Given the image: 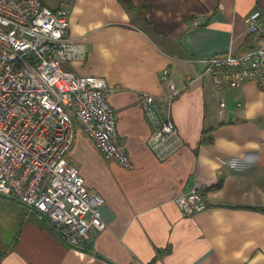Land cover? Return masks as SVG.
<instances>
[{
    "label": "crops",
    "instance_id": "0c3cea01",
    "mask_svg": "<svg viewBox=\"0 0 264 264\" xmlns=\"http://www.w3.org/2000/svg\"><path fill=\"white\" fill-rule=\"evenodd\" d=\"M132 2L138 11L121 0H75L69 15L74 54L65 68L115 90L110 101L133 162L126 170L107 159L77 127L69 160L106 199L107 228L71 247L47 217L0 195V264H264V90L249 83L219 92L206 74L207 59L259 45L245 21L254 11L264 20V0ZM172 85L180 144L161 161L149 147L157 127L141 93L165 101ZM164 103H156L160 114ZM195 182L209 207L188 216L175 199Z\"/></svg>",
    "mask_w": 264,
    "mask_h": 264
},
{
    "label": "built area",
    "instance_id": "2783aa9c",
    "mask_svg": "<svg viewBox=\"0 0 264 264\" xmlns=\"http://www.w3.org/2000/svg\"><path fill=\"white\" fill-rule=\"evenodd\" d=\"M75 0H60L53 9L43 0H0V195L13 197L47 217L69 246L78 247L93 230L107 224L106 199L89 190L81 167L69 160L77 127L109 160L126 170L133 162L120 139L115 90L106 79L80 76L65 68L73 58L70 9ZM259 45L246 53L232 51L206 60V74L220 91L255 83L264 90V20L261 11L246 18ZM201 26L199 19L194 21ZM164 81H168L165 72ZM142 92L147 116L156 125L149 139L155 156L166 161L178 150L180 134L172 102ZM165 102L160 114L156 103ZM222 109L226 103L222 100ZM223 115V110L220 112ZM203 185L195 182L175 202L185 215L208 209Z\"/></svg>",
    "mask_w": 264,
    "mask_h": 264
},
{
    "label": "trees",
    "instance_id": "16d2710c",
    "mask_svg": "<svg viewBox=\"0 0 264 264\" xmlns=\"http://www.w3.org/2000/svg\"><path fill=\"white\" fill-rule=\"evenodd\" d=\"M121 2L130 10L138 11V8L133 5L132 0H121ZM145 8V7H144ZM264 211V208L260 209Z\"/></svg>",
    "mask_w": 264,
    "mask_h": 264
},
{
    "label": "rangeland",
    "instance_id": "374dc122",
    "mask_svg": "<svg viewBox=\"0 0 264 264\" xmlns=\"http://www.w3.org/2000/svg\"><path fill=\"white\" fill-rule=\"evenodd\" d=\"M50 5L53 7V8H55V6L57 5L56 3H50ZM261 43H264L263 41L262 42H260V44ZM227 91V90H226ZM220 92V91H219ZM223 92H225V91H223ZM0 254H1V250H0Z\"/></svg>",
    "mask_w": 264,
    "mask_h": 264
}]
</instances>
